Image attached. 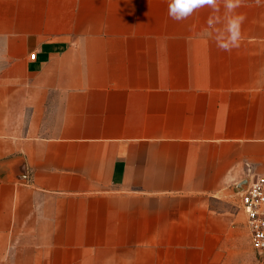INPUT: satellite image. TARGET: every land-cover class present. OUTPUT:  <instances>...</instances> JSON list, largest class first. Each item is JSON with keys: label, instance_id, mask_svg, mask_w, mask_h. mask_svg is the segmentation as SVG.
<instances>
[{"label": "crops", "instance_id": "obj_1", "mask_svg": "<svg viewBox=\"0 0 264 264\" xmlns=\"http://www.w3.org/2000/svg\"><path fill=\"white\" fill-rule=\"evenodd\" d=\"M168 3L0 0V264H264V0Z\"/></svg>", "mask_w": 264, "mask_h": 264}, {"label": "clouds", "instance_id": "obj_2", "mask_svg": "<svg viewBox=\"0 0 264 264\" xmlns=\"http://www.w3.org/2000/svg\"><path fill=\"white\" fill-rule=\"evenodd\" d=\"M221 2L226 9V14H232L242 5L243 0H169L168 16L173 20L182 21L204 7L211 8L214 12H218ZM257 2H259V0H257ZM244 19L245 17L243 15L229 16L227 26L224 30L227 35L224 33H218L217 35L218 47L220 49L228 51L231 47L238 46V41L240 39L239 29ZM218 20V17L211 16L208 20L209 28H213ZM207 34L209 36L212 35L211 32Z\"/></svg>", "mask_w": 264, "mask_h": 264}, {"label": "built area", "instance_id": "obj_3", "mask_svg": "<svg viewBox=\"0 0 264 264\" xmlns=\"http://www.w3.org/2000/svg\"><path fill=\"white\" fill-rule=\"evenodd\" d=\"M240 198L242 209L248 218L251 246L264 258V176L251 179Z\"/></svg>", "mask_w": 264, "mask_h": 264}, {"label": "rangeland", "instance_id": "obj_4", "mask_svg": "<svg viewBox=\"0 0 264 264\" xmlns=\"http://www.w3.org/2000/svg\"><path fill=\"white\" fill-rule=\"evenodd\" d=\"M256 254H257V253H256ZM257 257L260 258V259H262V260L264 259L263 257L259 256L258 254H257Z\"/></svg>", "mask_w": 264, "mask_h": 264}]
</instances>
